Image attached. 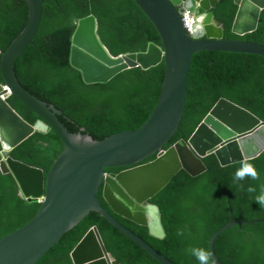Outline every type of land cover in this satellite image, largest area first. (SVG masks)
Listing matches in <instances>:
<instances>
[{
    "label": "trees",
    "instance_id": "16d2710c",
    "mask_svg": "<svg viewBox=\"0 0 264 264\" xmlns=\"http://www.w3.org/2000/svg\"><path fill=\"white\" fill-rule=\"evenodd\" d=\"M39 30L16 62L18 82L29 93L62 111L59 119L74 134H89L94 140L140 128L152 113L162 90L165 64L148 70L124 71L106 84H86L81 72L70 64L72 37L76 22L89 15L98 20L101 42L114 56L144 52L160 36L134 0H44ZM238 6L234 0H220L213 9L224 23V38L264 44V10L256 31L237 36L231 28ZM29 16L26 0H0V51L4 52L23 31ZM1 58V54H0ZM3 76L0 68V83ZM221 98H226L264 120V57L243 53L202 51L193 56L187 100L177 132L164 149L187 141L200 122ZM10 106L34 125L40 117L20 99L11 95ZM64 145L53 129L36 132L11 152V157L45 174ZM156 158L151 155L142 163ZM259 173L234 181L240 163L221 166L215 155L203 159L207 170L193 177L181 170L151 203L160 208L166 231L164 239L149 235L147 227L112 212L102 196L103 206L123 226L141 237L174 264H198L187 253L192 246L209 251L212 235L231 219L248 221L236 224L217 237L215 253L222 264H264V207L255 200L264 185V152L248 160ZM124 168L106 169L118 173ZM243 185V187H241ZM256 188L249 193V186ZM41 204L19 195L12 174L0 170V239L30 222ZM251 221V222H249ZM97 227L108 252L122 264H161L147 251L112 226L100 213L91 211L63 235L36 264H73L71 252L83 236ZM184 231L183 237L176 235Z\"/></svg>",
    "mask_w": 264,
    "mask_h": 264
},
{
    "label": "water",
    "instance_id": "95a60500",
    "mask_svg": "<svg viewBox=\"0 0 264 264\" xmlns=\"http://www.w3.org/2000/svg\"><path fill=\"white\" fill-rule=\"evenodd\" d=\"M156 28L161 45L151 42L144 52L114 56L101 42L98 20L89 15L76 21L70 64L81 72L86 84H106L118 74L134 68L148 70L165 64L159 99L146 122L136 130L94 140L89 134L71 133L61 122L62 111L41 101L18 82L16 62L33 43L43 16L44 0H26L28 22L10 46L0 51V170L12 174L19 195L41 207L35 217L0 239V264H36L65 233L91 211L101 214L112 226L137 243L161 264H174L141 237L123 226L103 206L98 193L113 213L148 228L160 239L165 233L160 208L151 203L172 179L184 170L193 177L207 170L203 159L215 155L221 166L252 160L264 152V120L238 104L221 98L197 126L190 138L164 146L177 132L183 118L193 56L202 51L229 52L264 57V44L224 38V23L214 13L220 0H134ZM238 10L231 31L244 36L256 31L264 0H234ZM194 10L203 18L190 35L182 13ZM15 96L41 120H24L2 96ZM53 129L64 149L46 175L43 169L11 157V152L36 132ZM151 155L156 158L142 163ZM124 168L118 173L106 169ZM116 184L119 197L107 196L108 182ZM231 219L209 240L215 264H222L214 249L215 240L236 224ZM251 222V221H249ZM73 264H122L112 256L97 227H92L71 252Z\"/></svg>",
    "mask_w": 264,
    "mask_h": 264
},
{
    "label": "clouds",
    "instance_id": "9594fccd",
    "mask_svg": "<svg viewBox=\"0 0 264 264\" xmlns=\"http://www.w3.org/2000/svg\"><path fill=\"white\" fill-rule=\"evenodd\" d=\"M251 178L252 180H259V173L255 166L247 160L241 162V166L234 173V181H242L246 178ZM243 187V185H241ZM249 193H255L256 188L254 186H249L247 188ZM254 200L261 206L264 207V185L261 186L259 194L255 195ZM176 235L178 237L184 236L183 230H178ZM166 237L165 233H161L159 238L164 239ZM187 253L198 261V264H215V260L210 251L203 247L192 246L189 247Z\"/></svg>",
    "mask_w": 264,
    "mask_h": 264
},
{
    "label": "built area",
    "instance_id": "2783aa9c",
    "mask_svg": "<svg viewBox=\"0 0 264 264\" xmlns=\"http://www.w3.org/2000/svg\"><path fill=\"white\" fill-rule=\"evenodd\" d=\"M182 17L184 19L185 26L187 30L189 31L190 35L193 34V31L199 27L201 24L203 18H200V16L196 15L194 10H185L182 13ZM11 96V93H9L6 97L8 99Z\"/></svg>",
    "mask_w": 264,
    "mask_h": 264
},
{
    "label": "bare ground",
    "instance_id": "6f19581e",
    "mask_svg": "<svg viewBox=\"0 0 264 264\" xmlns=\"http://www.w3.org/2000/svg\"><path fill=\"white\" fill-rule=\"evenodd\" d=\"M9 94V93H8ZM2 98L3 99H6V96H2ZM118 191H120L119 190V188L116 186V184L115 183H113V182H111V181H109L108 182V189H107V196L110 198V200H112L113 201V197H112V194H113V196H115V197H119L120 196V194H119V192Z\"/></svg>",
    "mask_w": 264,
    "mask_h": 264
},
{
    "label": "flooded vegetation",
    "instance_id": "af4514ba",
    "mask_svg": "<svg viewBox=\"0 0 264 264\" xmlns=\"http://www.w3.org/2000/svg\"><path fill=\"white\" fill-rule=\"evenodd\" d=\"M110 173H115V172H110Z\"/></svg>",
    "mask_w": 264,
    "mask_h": 264
},
{
    "label": "rangeland",
    "instance_id": "374dc122",
    "mask_svg": "<svg viewBox=\"0 0 264 264\" xmlns=\"http://www.w3.org/2000/svg\"><path fill=\"white\" fill-rule=\"evenodd\" d=\"M76 22V21H75Z\"/></svg>",
    "mask_w": 264,
    "mask_h": 264
}]
</instances>
